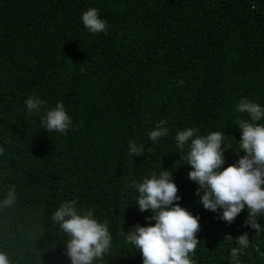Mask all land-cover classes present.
<instances>
[{"label": "trees", "instance_id": "1", "mask_svg": "<svg viewBox=\"0 0 264 264\" xmlns=\"http://www.w3.org/2000/svg\"><path fill=\"white\" fill-rule=\"evenodd\" d=\"M90 7L105 33L81 23ZM33 94L46 107L63 102L73 118L67 134L48 133L26 113ZM242 98L264 106V0H0V196L8 185L18 195L0 209V252L10 264H70L51 215L76 200L112 236L95 264H142L122 236L150 215L134 206L130 185L162 168L180 205L200 217L195 264H230L243 232L250 246L241 264H264V233L242 227L247 210L227 224L198 204L174 139L189 127L223 131L224 167L234 163L237 121L248 119L236 111ZM162 119L169 135L153 144L147 133ZM129 140L143 155L128 154Z\"/></svg>", "mask_w": 264, "mask_h": 264}, {"label": "clouds", "instance_id": "2", "mask_svg": "<svg viewBox=\"0 0 264 264\" xmlns=\"http://www.w3.org/2000/svg\"><path fill=\"white\" fill-rule=\"evenodd\" d=\"M80 20L93 35L107 30V21L101 18L98 8L83 11ZM24 105L26 113L38 116L42 129L48 133L65 135L73 127V118L61 101L46 107L47 101L33 94L25 99ZM236 111L246 113L248 119L237 121L240 139L234 163L224 167L227 150L223 146V131L201 135L197 127L185 128L176 132L175 146L190 166L187 176L197 185L194 195L198 204L227 224L247 210L242 227L259 235L264 233V223L258 222L264 221V123H260L264 120V106L242 98ZM167 124L162 119L147 133L153 144L169 135ZM144 151L143 145L129 140V155L140 156ZM4 154L5 148L0 146V156ZM130 187L136 193L134 206L150 215L145 217L146 225L136 223L126 234L121 233L126 243L141 253L142 264H195L191 256L200 242L197 238L200 217L180 205L182 197L171 171L161 168L150 177L133 181ZM17 199L15 185H8L0 196V209L10 208ZM51 221L66 237L65 254L70 264H95L110 253L112 236L107 221H99L91 209H78L76 200L62 202L52 213ZM234 242L230 264H241L240 257L250 246L248 232L240 234ZM0 264H10L4 252H0Z\"/></svg>", "mask_w": 264, "mask_h": 264}]
</instances>
